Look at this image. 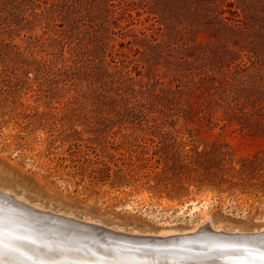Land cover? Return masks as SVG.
<instances>
[{
	"label": "rangeland",
	"instance_id": "obj_1",
	"mask_svg": "<svg viewBox=\"0 0 264 264\" xmlns=\"http://www.w3.org/2000/svg\"><path fill=\"white\" fill-rule=\"evenodd\" d=\"M0 188L127 231L193 228L199 197L264 228V0H0Z\"/></svg>",
	"mask_w": 264,
	"mask_h": 264
},
{
	"label": "bare ground",
	"instance_id": "obj_2",
	"mask_svg": "<svg viewBox=\"0 0 264 264\" xmlns=\"http://www.w3.org/2000/svg\"><path fill=\"white\" fill-rule=\"evenodd\" d=\"M0 190L7 194L12 193L16 200L30 202L24 196L16 194L11 189L0 188ZM212 203L213 201L206 197H199L189 200L180 206L177 211L178 216L192 219L197 215L199 218L193 228L182 230L161 228L156 233H141L136 230L128 231L130 233L153 234V236L162 238L153 244L146 245L136 243L123 246V243L112 244L108 240L103 242L91 240L80 243L79 241L59 239V237L53 236L46 231L40 233L39 238L28 233L26 228L6 218V215L0 214V264H221L218 258L228 261L227 257H223V253L220 254L212 250L208 251V255H192L194 254L192 250L195 248L193 243L177 242L178 244L173 243L174 247H170L167 244L170 242L166 239V237L175 234L193 233L202 226H210L214 230H225L222 225H215L212 222L213 220L211 221L212 218L209 214ZM32 205L36 208H44L38 203H32ZM126 207L133 209L131 204H127ZM71 214L68 213L67 215ZM91 221L100 224L98 219ZM110 227L112 228V226ZM114 229L125 230L121 227H114ZM263 229L262 227L258 230ZM231 230L225 231L243 232L238 229ZM202 250L204 249L197 251ZM1 257H7L10 260ZM214 257H217L215 262L213 260Z\"/></svg>",
	"mask_w": 264,
	"mask_h": 264
},
{
	"label": "water",
	"instance_id": "obj_3",
	"mask_svg": "<svg viewBox=\"0 0 264 264\" xmlns=\"http://www.w3.org/2000/svg\"><path fill=\"white\" fill-rule=\"evenodd\" d=\"M0 214L6 215V218L26 228L28 233L39 238L40 233L46 231L59 239L63 238L68 241L83 243L91 240L96 242L108 240L112 244L123 243V246L136 243L153 244L162 239L153 234L119 231L101 223L100 225L91 220L77 218L73 214L67 215L46 208H36L32 203L16 200L12 193L7 194L1 190ZM166 239L170 242L167 243L170 247H174V244H178L177 242L193 243L195 248L192 250L194 252L192 255H208V251L212 250L223 253V257H227L228 261L218 258L221 264H261L260 257L264 253V243H262L264 242V229L252 232H229L202 226L193 233L175 234ZM201 249L204 250L197 251ZM1 258L10 260L7 257ZM216 258H213L214 262Z\"/></svg>",
	"mask_w": 264,
	"mask_h": 264
},
{
	"label": "trees",
	"instance_id": "obj_4",
	"mask_svg": "<svg viewBox=\"0 0 264 264\" xmlns=\"http://www.w3.org/2000/svg\"><path fill=\"white\" fill-rule=\"evenodd\" d=\"M196 154L198 156H200V152H196ZM183 159H180L178 160L179 164H177L176 168H184L185 166L187 165H184L183 164ZM94 172H96L97 174H100V175H105L107 177H110V169L108 167H104V168H101V169H96L94 170ZM145 177L149 178L150 175L147 174ZM125 178V176H124ZM151 180H153L155 182V185L158 186V185H161V184H164V185H167V181H168V177L166 175V170L165 171H162L161 173H158V174H155L154 176L151 177Z\"/></svg>",
	"mask_w": 264,
	"mask_h": 264
},
{
	"label": "snow or ice",
	"instance_id": "obj_5",
	"mask_svg": "<svg viewBox=\"0 0 264 264\" xmlns=\"http://www.w3.org/2000/svg\"><path fill=\"white\" fill-rule=\"evenodd\" d=\"M262 243H264V242H262ZM260 260H261V264H264V253H262Z\"/></svg>",
	"mask_w": 264,
	"mask_h": 264
}]
</instances>
